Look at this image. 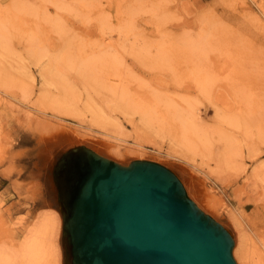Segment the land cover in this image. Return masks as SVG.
<instances>
[{
    "label": "rangeland",
    "instance_id": "obj_1",
    "mask_svg": "<svg viewBox=\"0 0 264 264\" xmlns=\"http://www.w3.org/2000/svg\"><path fill=\"white\" fill-rule=\"evenodd\" d=\"M33 3L37 15L26 13L31 17L24 24L27 31L13 35L15 53L1 63L0 241L20 243L43 209L54 207L62 219L58 241L65 264L63 217L53 170L71 146L87 145L122 164L149 159L182 179L191 174L198 183L193 190L199 200L209 194L208 210L201 208L233 234L237 263L243 264L240 252L259 245L260 236L254 260L264 264V143L260 142L264 0H30ZM53 20L61 21L62 28ZM32 26L44 45L51 44L49 55L39 62L28 54ZM204 31L208 42L195 61L184 41ZM66 53L74 56L73 64L56 60ZM105 53L116 58L115 68L107 60L97 68L109 75V84L128 90L136 107L157 109L161 99L182 112L191 109V121L202 129L232 132L242 154L221 164L216 156L223 146L217 133L211 135L212 151L189 149L179 140L177 123L165 107L160 117L166 121L149 123L141 111L119 102L108 87L89 83L80 74L79 57ZM43 65L53 67L63 77L61 82H48ZM201 78L209 80L208 93L197 85ZM56 98L74 103L60 110L53 103ZM92 110L101 113L105 125L95 122ZM238 111L247 118L246 129L219 118ZM62 131L78 141L57 142Z\"/></svg>",
    "mask_w": 264,
    "mask_h": 264
},
{
    "label": "water",
    "instance_id": "obj_2",
    "mask_svg": "<svg viewBox=\"0 0 264 264\" xmlns=\"http://www.w3.org/2000/svg\"><path fill=\"white\" fill-rule=\"evenodd\" d=\"M53 173L65 264H238L231 231L164 164H122L74 145Z\"/></svg>",
    "mask_w": 264,
    "mask_h": 264
},
{
    "label": "bare ground",
    "instance_id": "obj_3",
    "mask_svg": "<svg viewBox=\"0 0 264 264\" xmlns=\"http://www.w3.org/2000/svg\"><path fill=\"white\" fill-rule=\"evenodd\" d=\"M48 1L52 2L53 0ZM26 13L33 16L37 15L36 6L34 3L30 4V0H11L10 3L5 6L0 4V75L2 74V58L11 56L15 53L13 35L15 33L24 34L27 31L24 24L28 23L31 17L27 18ZM53 21L58 28H62L61 21ZM31 23L32 22L29 23V27ZM33 28L35 27L32 26V29L28 33V54L35 60V62H39L43 57L49 55V48L51 44L48 43V45H44L41 42L38 31ZM206 34V31H204L199 37L184 41L191 48L195 61L201 59V56L203 55L204 47L208 42ZM56 60L65 61L69 64H73L75 62L74 56L70 53L59 56ZM106 60L107 63H110L111 67L115 68L117 64L115 62L116 58L110 57L107 53L93 57H79L78 62L80 74L89 83L97 84L101 87H108V89H110L114 94L116 93L118 95L119 102L141 111L149 123L156 120H163L165 122L166 119L160 117V114L162 113V106L165 107L167 111L172 114V119L177 123L174 130L175 133L179 137L181 143L189 149L200 151L201 149H205L206 151H212L213 138L211 135L215 132L218 134L217 140L223 146V148L221 147L222 150L217 152L216 156L219 163L228 165L232 163L237 155L242 154L241 147L237 142L238 139L232 132L220 129L219 127L212 130L202 129L198 124L196 125L195 122L191 121L192 114H194L191 109L187 112H182L174 104L163 103L161 99H158L160 104L157 109L136 107L134 102L135 97L131 95L128 90L123 89L119 91L116 86L109 84V75L102 73V71L97 68L100 63H104ZM22 65L26 67L25 64ZM42 75L48 82H61V78H63L56 72V70L53 69V67L45 65H43L42 68ZM113 75L118 76L119 74L118 72H114ZM262 75L263 72L260 62V142L264 143V86L262 85ZM117 78L119 77H116L115 81H119ZM197 82L199 89L203 93H208L210 91L208 78H201ZM53 103L56 108L62 110L63 108L70 107L74 102L65 98H56ZM88 108L91 109L90 104H88ZM64 112L70 115H75L73 114V111L64 110ZM92 112L94 113L95 122L105 125L104 122H106V119L101 115V113L95 110H92ZM219 118L227 124L238 128L246 129V127L249 126H247V118L242 111H238L231 116L219 114ZM56 140L57 142L65 145L78 141L76 137L63 131L56 136ZM92 149L96 151L95 148ZM186 176L185 179H180L182 180L184 186H186L185 188L188 194L194 198L195 202L200 207L208 210L209 204L206 200V196L209 197V194L203 196V201H200L197 195L194 194L193 190L195 187L198 188L197 180L194 179L191 174ZM61 225L62 219L59 210L54 207L52 209L44 208L36 222L27 230L20 243L17 244L13 240L0 241V264H62L61 246L58 241ZM260 242L262 243V237L260 238L259 236L257 241L259 245H254L253 249L245 247L240 252L241 254L238 253L240 254L241 259L240 263L257 264V261L254 260V253H256L257 249L260 248ZM262 248L264 250V246ZM258 257V261H260V254H258ZM262 257L264 258V254H262Z\"/></svg>",
    "mask_w": 264,
    "mask_h": 264
}]
</instances>
